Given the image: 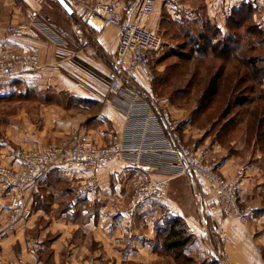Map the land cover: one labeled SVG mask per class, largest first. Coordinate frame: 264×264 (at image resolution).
<instances>
[{
  "label": "crops",
  "instance_id": "0c3cea01",
  "mask_svg": "<svg viewBox=\"0 0 264 264\" xmlns=\"http://www.w3.org/2000/svg\"><path fill=\"white\" fill-rule=\"evenodd\" d=\"M101 1L115 4L121 14L131 0ZM248 1L256 8L255 19L263 24L264 0H180L177 4L159 0L148 24L165 32L167 16L176 21L195 20L203 6L210 20L227 32L232 10ZM70 5L72 14L58 0H0V42L6 40L13 50L37 53L42 64L0 83V96L17 92L25 98L18 114L3 126L0 163L13 164L17 148L56 145L81 126L101 144L123 128L124 106L109 89L120 29L104 25L80 4ZM19 23L28 24V30L11 33L9 28ZM139 81L154 93L150 80L140 76ZM63 92L72 101L70 106L44 100ZM34 93L42 98L36 105L27 97ZM87 99L100 105L96 113L80 103ZM202 140L208 142L209 137ZM232 144L244 151H227L213 142V157L220 161L226 177L239 181L244 203L253 208L249 222L231 218L222 210L207 213L205 202L213 199L209 184L187 174L171 181L168 198L149 200L132 209L133 180L139 175L161 178L163 174L131 168L117 158L99 171L101 192L96 198L81 194L79 181L52 172L39 185L34 215L28 221L12 224L8 200L0 199V264L164 263L173 259L156 251V244L174 218L182 219L193 236L186 246V253L195 259L193 264H264V153L246 152V140ZM60 183L67 186L61 188ZM198 192L204 203L198 200Z\"/></svg>",
  "mask_w": 264,
  "mask_h": 264
},
{
  "label": "built area",
  "instance_id": "2783aa9c",
  "mask_svg": "<svg viewBox=\"0 0 264 264\" xmlns=\"http://www.w3.org/2000/svg\"><path fill=\"white\" fill-rule=\"evenodd\" d=\"M67 1L82 5L104 25L120 29L109 89L124 106V125L122 130L110 133L103 144L91 138L87 127L81 126L60 144L15 149L13 164L0 163V199L8 200L10 222H26L34 215L39 185L54 171L79 181L80 193L96 198L101 192L99 171L117 158L126 160L131 168L163 174L161 178L139 175L133 180L132 209L149 200L168 198L171 181L187 174L197 182L209 184L213 194L211 201H206L202 193L197 195L201 203L207 202V213L222 210L231 218L249 222L253 208L244 203L239 181L220 171V161L213 157V147L196 140L187 142L172 113L162 107V100L146 91L139 81L140 76L148 80L155 78L153 56L164 42L161 34L148 24L159 0H131L121 14L115 4L101 0ZM179 1L165 0L172 4ZM28 28V24L19 23L9 30L22 33ZM49 37L61 41L55 34ZM41 66L37 53L13 50L6 40L0 42V83ZM205 224L207 228L208 222Z\"/></svg>",
  "mask_w": 264,
  "mask_h": 264
},
{
  "label": "rangeland",
  "instance_id": "374dc122",
  "mask_svg": "<svg viewBox=\"0 0 264 264\" xmlns=\"http://www.w3.org/2000/svg\"><path fill=\"white\" fill-rule=\"evenodd\" d=\"M244 20V45L251 47L252 41L250 43L249 40H252L253 34L257 33L258 30L254 27L252 19L246 18ZM255 21L258 23L257 20ZM163 25L169 28L166 23ZM260 25L263 28L262 30H264V22ZM212 26L215 28L216 25L213 24ZM205 27V23L199 21L196 24L195 31L190 29L191 33L189 36H184L182 32L181 35L178 31L160 32L164 42L162 48L154 53L153 67L155 78L150 80L152 88H155L154 94L162 100V107L169 110L176 122L179 123L187 142L196 140L198 143H208L211 146L213 142H218L227 151L231 150L235 153L244 150H237L234 147L236 144H232V142L246 140L248 142L246 152L260 151L264 153V131L259 135L248 132V125L255 123V120H253L255 118L251 116L253 110L260 106L259 118L264 115V99L259 97L261 93H264V89L261 86L252 85L247 80L243 82L240 80L238 82H226L221 89L220 95L211 103H201L200 101L209 77L221 66L222 61L216 58L214 53L220 54V42L222 44L224 38L220 31L221 36H217L218 40L210 41L211 33L214 29L208 32L204 29ZM200 32H206V37H200ZM215 33L213 32V34ZM223 33L225 36L228 35L226 31H223ZM263 46L260 48L257 46L259 48L257 52L262 54V61H264ZM179 52H185L191 58L189 60L180 59L177 55ZM249 54L252 53L250 52ZM227 67L229 69L225 70V73L230 74L231 66L228 65ZM244 72L246 77L251 76L247 69ZM263 74L264 72H262L261 77ZM164 76L168 77L167 82L162 81L161 78ZM53 94L44 100H55L59 102L58 104L67 106L72 104L67 93ZM240 94L248 96L251 101L244 106L236 105L234 100ZM27 97L31 98L32 101L30 102L34 103V105L38 104L35 102L42 99L39 94L35 93ZM24 101L25 98L18 96L17 92L0 96V138L3 136V126L13 120L15 114L20 111V107L25 104ZM80 103L85 105L86 108H90V112L92 111L93 113L100 109V105L92 100L87 99ZM262 124L264 125V121ZM262 130H264V126ZM202 132H205L204 136L200 135ZM68 135L57 140L56 144L63 142ZM203 137H209L208 142L202 140ZM253 144L254 148H252ZM65 186L67 185L63 186L60 183L61 188Z\"/></svg>",
  "mask_w": 264,
  "mask_h": 264
},
{
  "label": "trees",
  "instance_id": "16d2710c",
  "mask_svg": "<svg viewBox=\"0 0 264 264\" xmlns=\"http://www.w3.org/2000/svg\"><path fill=\"white\" fill-rule=\"evenodd\" d=\"M255 11L256 8L250 1L244 2L238 9L232 10L227 21V36L224 35L223 30L218 24L210 20L203 6L200 8L198 17L195 20L183 19L182 21H176L168 16L166 17L165 21L169 27L166 31H178L181 35L183 33L184 36H189L191 33L190 29L195 31L196 24L199 21H203L206 26L204 29L208 32L212 29L216 31L215 33L213 30L215 34H213V32L211 33L210 41L218 40L217 36H221L220 31L224 37L222 44L220 42V54H217L214 51V56L222 61L221 66L217 68L211 77H209L200 99L201 103H211L215 100V98L220 95L221 89L225 86L226 82H238L239 80L243 82L247 80L248 83L259 85L264 89V86L262 85L264 74L261 77L262 72H264V63H262L264 61H262V54L257 52V50L264 45V30H262L263 28L260 23L255 21ZM246 18L252 19L254 27L258 30L257 33L253 34V37L251 38L252 40H249L250 43L252 41L251 47L244 45L245 36L243 25L245 22L244 19ZM213 24L216 25L215 28L212 26ZM205 33L200 32V37H204ZM250 52L252 54H249ZM177 55L183 60H189L191 58L185 52H179ZM228 65L231 66L230 74L225 73V70L227 71L229 69V67H227ZM245 69L249 71L251 76L246 77L244 75ZM167 78V76H164L161 79L162 81L167 82ZM259 97L260 99H264V93H261ZM250 101L251 98L240 94L235 98L234 103L236 105L244 106ZM260 109L261 107L258 106V108L251 113L252 118H255L253 119L255 120V123L248 125V132L252 134L259 135L264 131L262 130L264 126L262 124L264 121V115L262 118H259ZM192 240L193 236L189 234L182 219L174 218L170 225L160 233L158 243L156 244V251L165 253L173 260L170 259L166 260L164 263L156 262L154 264H193L195 259L186 253V246ZM126 264L133 263L126 262Z\"/></svg>",
  "mask_w": 264,
  "mask_h": 264
},
{
  "label": "water",
  "instance_id": "95a60500",
  "mask_svg": "<svg viewBox=\"0 0 264 264\" xmlns=\"http://www.w3.org/2000/svg\"><path fill=\"white\" fill-rule=\"evenodd\" d=\"M60 2V4L63 6V8H65L70 14L73 13V8L70 5V3L67 0H64V2L62 3L61 0H58Z\"/></svg>",
  "mask_w": 264,
  "mask_h": 264
},
{
  "label": "snow or ice",
  "instance_id": "6c2138e0",
  "mask_svg": "<svg viewBox=\"0 0 264 264\" xmlns=\"http://www.w3.org/2000/svg\"><path fill=\"white\" fill-rule=\"evenodd\" d=\"M61 2L63 3V2H64V0H61Z\"/></svg>",
  "mask_w": 264,
  "mask_h": 264
}]
</instances>
